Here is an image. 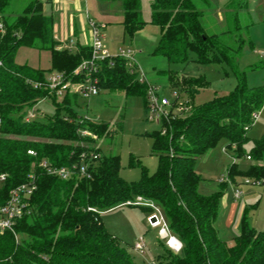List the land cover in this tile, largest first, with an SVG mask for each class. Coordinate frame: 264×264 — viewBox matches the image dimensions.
Instances as JSON below:
<instances>
[{"label":"trees","instance_id":"obj_1","mask_svg":"<svg viewBox=\"0 0 264 264\" xmlns=\"http://www.w3.org/2000/svg\"><path fill=\"white\" fill-rule=\"evenodd\" d=\"M13 2L0 0V175H6L0 182V206L17 186L34 182L36 189L27 201L30 213L17 223L19 242L12 234H0V264H136L128 248L107 231L103 215L119 206L154 211L151 206L132 205L138 198L163 212L171 235L182 244L179 253L163 248L155 264H264V234L251 229L245 218L233 246L220 239L214 224L223 193L200 194L203 179L196 171L198 159L220 143L242 158L253 116L264 107V87L249 88L246 72L237 66L247 43L252 44L245 37L251 26L244 13L248 2L229 0L226 29L208 33L203 18L210 10L209 0H151V24L160 29L155 55L171 64L187 63L191 52L200 64L224 62L237 84L229 95L218 96L191 114L169 115L162 131L152 135L156 173L150 176L143 170L141 180L134 183L120 177L118 156L84 145L109 136L110 127L78 118L72 109L76 95L67 94L64 105L45 122H25L24 110L37 108L39 99L55 98L57 93L47 88L48 71L18 63V52L22 48L49 52V71L82 85L86 76L75 70L91 59L92 49H59L54 21L44 15L42 0H29L22 10ZM123 4L122 24L132 36L146 25L141 4L139 0ZM91 77L98 88L143 97L148 108L149 86L126 59L100 62ZM176 84L192 97L208 87L204 77H184ZM90 154L100 158L85 177L80 172L85 165L82 156ZM246 157L252 161L246 176L253 184L264 185V137L253 141ZM49 168H67L74 174L64 180L51 175ZM240 174L236 164L229 170L232 180Z\"/></svg>","mask_w":264,"mask_h":264},{"label":"rangeland","instance_id":"obj_2","mask_svg":"<svg viewBox=\"0 0 264 264\" xmlns=\"http://www.w3.org/2000/svg\"><path fill=\"white\" fill-rule=\"evenodd\" d=\"M141 4L142 20L146 23L143 29L132 36L127 34L123 27L124 4L123 0H80L81 13L101 28L104 37L103 46L107 56L125 58L128 64L138 70V78L147 83L150 89L159 96V101L165 99L168 106L164 107L167 115L183 116L191 114L192 110L212 102L216 97L229 95L234 91L237 81L232 69L224 62L200 64L194 53H190L189 60L184 64H171L163 56L154 54L160 39V29L151 24V0H139ZM229 0H209L210 10L203 18V25L208 33L226 29V6ZM248 8L244 13L249 17L251 24L246 39L243 56L238 60L240 71L246 72V81L249 88L264 87V0H246ZM17 2V3H16ZM29 0H14L15 8L21 9ZM43 13L53 19L59 30L58 40L72 36L73 11H67V21L62 20L65 12L59 7H53L47 0H42ZM76 21L78 22V18ZM89 30V28H87ZM63 37V38H64ZM83 44V35L79 36ZM59 49H63L59 47ZM76 51V49H75ZM17 62L29 64L47 70L46 79L51 80L59 76L51 68L50 54L47 51L22 48L17 55ZM184 77H204L208 87L200 90L193 97L181 89L179 84ZM67 88L58 93L55 98L39 99L36 112V121L45 122L47 116L55 114L57 108L65 103L67 94L76 95L72 109L78 118L87 119L93 124H105L110 127L109 136L96 139L86 147H97L103 155L118 156L120 158V177L127 183L139 182L143 170L153 176L158 169V158L152 152V135L162 131L164 119H151L150 97H127L120 91H111L99 87V93L85 97L81 94V85L67 81ZM28 115L29 110H24ZM258 120L248 131V142L243 145L245 155L238 159L233 151L220 143L201 156L196 164V171L202 176L198 191L204 196L222 192L219 214L215 221V229L221 240L233 246L240 233L242 221L246 220L249 227L259 234H264V185H255L246 176L252 161L247 159L253 141L264 137V107L258 112ZM237 165L241 173L232 180L229 170ZM249 181V184H246ZM223 184V185H222ZM241 192L237 198L235 191ZM138 200L132 201V205ZM154 209V208H153ZM163 218L160 209H154ZM153 211L152 213H154ZM146 209L139 207L119 206L110 208L103 215L104 226L107 231L118 238L120 244L131 252L136 264H155L157 257L166 248V239H162V226H152ZM165 220V219H164ZM171 235V233L169 232ZM19 239L16 240L19 242ZM143 239L146 247L142 252L134 250L135 244Z\"/></svg>","mask_w":264,"mask_h":264},{"label":"built area","instance_id":"obj_3","mask_svg":"<svg viewBox=\"0 0 264 264\" xmlns=\"http://www.w3.org/2000/svg\"><path fill=\"white\" fill-rule=\"evenodd\" d=\"M90 31H91V49H92V56L90 60L82 62V64L75 70V73L85 74V83L81 85V94L85 97L90 98L93 95L99 93V88L97 87L96 79H92L91 74H94L95 71L99 68V63L104 62L105 60L110 58L107 56V53L103 46V39L104 37L101 34V28L98 27L96 24L90 22ZM73 42H71V45ZM125 59V58H124ZM1 66V63H0ZM66 83L59 74V76L54 77L51 82L47 85V88L51 91H56V93H63L67 88ZM148 97H150V111L153 117L151 119L156 120L157 122L160 121V118L167 120L169 115H167L164 111V107L168 106V102L165 99H161L159 101V96L156 92L149 88ZM36 112L35 109L29 110L28 115L25 117V122L30 123L34 119H36ZM259 116L258 113L253 116V123L258 120ZM2 124V119L0 118V125ZM83 135H88L87 132H83ZM30 155H35L34 152H29ZM100 158L97 154H90L89 157L86 155L82 156V159L85 161V165L80 168L81 175L88 177L90 174L88 173L89 166L97 161ZM250 160V158H247ZM46 167V163L43 164ZM75 169V167H74ZM73 169V170H74ZM48 172L51 175H57L60 178L66 180L70 178L74 172L67 168H59L53 169L49 168ZM6 180V175H0V182ZM249 181H246V184H249ZM36 186L34 182H28L27 184H23L13 188L9 192V197L5 204L0 206V234H12L16 240H18L19 236L17 234V223L21 220L26 214H29V209L27 205V201L32 196L33 192L35 191ZM241 192L239 190L235 191V196L238 198ZM134 205H144V206H151L155 208L152 204L146 203L141 198L137 199ZM130 204V203H129ZM155 211V210H154ZM152 218H156V222L152 226H162L163 228L160 231V236L162 239H166V246L173 252L179 253L182 249V244L179 240H177L174 236L169 234L168 226L164 220V218L155 211L149 217V221ZM174 241V242H173ZM146 247V244L143 239H140L134 247L135 251L142 252Z\"/></svg>","mask_w":264,"mask_h":264},{"label":"crops","instance_id":"obj_4","mask_svg":"<svg viewBox=\"0 0 264 264\" xmlns=\"http://www.w3.org/2000/svg\"><path fill=\"white\" fill-rule=\"evenodd\" d=\"M48 2L52 4V8L57 6L61 9V11L65 12L66 19L64 16H61L60 24L64 23L62 21L63 19L67 21V15H66L67 11L69 10L73 11L72 33H71L72 37L71 38L64 37V33L62 31L61 32L63 34L62 41H59L58 35L60 32L57 26L55 25V28H54L55 38L60 43V47L63 49H67L71 52H76L79 49V47H90L91 48L92 38H91V31H90L89 23L90 22L93 23V21L88 19L87 16L85 17L83 14L76 15L77 12L81 13L82 11V8H81L82 5H81L80 0H49ZM75 17L78 18V22L76 21ZM87 28H89V30H87ZM81 35H83V38H84L83 44L81 43L80 38H79V36ZM71 42H73L72 45H71Z\"/></svg>","mask_w":264,"mask_h":264},{"label":"water","instance_id":"obj_5","mask_svg":"<svg viewBox=\"0 0 264 264\" xmlns=\"http://www.w3.org/2000/svg\"><path fill=\"white\" fill-rule=\"evenodd\" d=\"M155 222H156V218H152L150 221L151 224H154Z\"/></svg>","mask_w":264,"mask_h":264},{"label":"bare ground","instance_id":"obj_6","mask_svg":"<svg viewBox=\"0 0 264 264\" xmlns=\"http://www.w3.org/2000/svg\"><path fill=\"white\" fill-rule=\"evenodd\" d=\"M174 242V241H173Z\"/></svg>","mask_w":264,"mask_h":264}]
</instances>
